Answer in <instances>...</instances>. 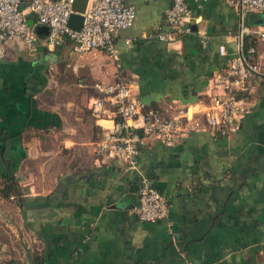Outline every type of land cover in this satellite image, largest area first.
<instances>
[{
    "label": "crops",
    "instance_id": "1",
    "mask_svg": "<svg viewBox=\"0 0 264 264\" xmlns=\"http://www.w3.org/2000/svg\"><path fill=\"white\" fill-rule=\"evenodd\" d=\"M185 1L191 26L206 33L204 47L194 32L157 38L170 31V0H124L135 14L113 37L115 58L100 49L77 53L68 39L52 46L37 36L33 50L7 41L0 58V184L12 180L20 196L0 197V227L29 242L41 264H264L263 83L249 81L248 112L229 136L203 125L172 147L146 137L135 168L94 153L112 121L91 111L100 95L95 84L123 79L145 106L188 113L225 94L214 77L235 52L240 24L264 30L262 10L239 19L226 0ZM80 8L85 0L74 1L72 11ZM26 18L35 27L33 14L25 11ZM250 46L256 57L264 53V39L244 38L243 48ZM143 177L166 198L165 218L136 217ZM3 232L0 264H28L25 249L22 257L2 247Z\"/></svg>",
    "mask_w": 264,
    "mask_h": 264
},
{
    "label": "built area",
    "instance_id": "2",
    "mask_svg": "<svg viewBox=\"0 0 264 264\" xmlns=\"http://www.w3.org/2000/svg\"><path fill=\"white\" fill-rule=\"evenodd\" d=\"M73 1L0 0V58L10 39H19L27 50L34 49L38 37L33 27L26 22L25 11L33 14L36 25L48 28L44 37L48 45H57L68 39L77 53L100 49L115 58L113 37L118 30L131 25L134 8L125 4L124 0H85L81 25L74 30L67 26ZM226 4L239 19L247 11L264 10V0H226ZM164 19L170 31L157 35L159 40H173L179 35L194 32L200 38L202 47L207 44L206 33L191 26V11L185 0H170L164 11ZM244 38L248 41L264 39V30L240 24L235 37V52L214 77V84L221 86L225 94L213 95L208 104L197 103L188 113L180 111L175 115H166L156 107L145 106L123 79L110 84H95L100 95L93 102L91 111L95 114L107 112L112 119L110 125L102 129L94 148L95 155L135 168L134 158L146 137L159 140L164 147H172L182 137L199 130L203 125L222 137L237 131L239 119L248 112L245 97L251 91L249 81L264 84V53L256 57L254 47L244 49ZM217 53L225 55L223 44L217 45ZM104 104H107L106 108ZM133 211L140 221L167 216L166 198L145 177L136 188Z\"/></svg>",
    "mask_w": 264,
    "mask_h": 264
},
{
    "label": "water",
    "instance_id": "3",
    "mask_svg": "<svg viewBox=\"0 0 264 264\" xmlns=\"http://www.w3.org/2000/svg\"><path fill=\"white\" fill-rule=\"evenodd\" d=\"M75 1V0H74ZM73 1V3H74ZM72 3V5H73ZM82 9L80 8L78 12H74L72 11L69 16H68V20H67V26L71 29L77 30L79 29L81 22H82V15L80 13ZM33 31L34 33L39 36V37H45L48 33V28L44 25H35V27H33ZM24 249L27 252V260H28V264H32V258L29 254L28 248L24 246Z\"/></svg>",
    "mask_w": 264,
    "mask_h": 264
},
{
    "label": "rangeland",
    "instance_id": "4",
    "mask_svg": "<svg viewBox=\"0 0 264 264\" xmlns=\"http://www.w3.org/2000/svg\"><path fill=\"white\" fill-rule=\"evenodd\" d=\"M264 11V10H262ZM26 22L28 24H31L32 21L29 20L28 18H26ZM13 228V227H12ZM0 231H2L4 229V235H6L7 238V242L6 244L2 247L8 251H15L17 254L19 253L22 256V252L24 251V248L22 247V244L24 243V245L29 249L30 248V243L27 241H23V243L21 244L14 235H16V231L11 229H9V227H5V226H1L0 227ZM23 257V256H22Z\"/></svg>",
    "mask_w": 264,
    "mask_h": 264
},
{
    "label": "trees",
    "instance_id": "5",
    "mask_svg": "<svg viewBox=\"0 0 264 264\" xmlns=\"http://www.w3.org/2000/svg\"><path fill=\"white\" fill-rule=\"evenodd\" d=\"M23 6V3H22ZM252 43V41H250ZM252 45V44H250ZM9 196H13L19 198L20 190L17 185L10 179L4 178L3 182L0 184V197L8 198ZM32 264H41V260L38 259L37 255H32Z\"/></svg>",
    "mask_w": 264,
    "mask_h": 264
}]
</instances>
